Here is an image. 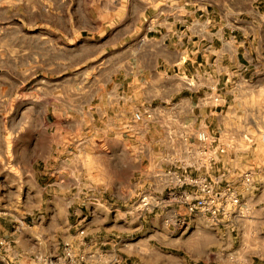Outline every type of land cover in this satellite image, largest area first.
<instances>
[{"label": "crops", "instance_id": "0c3cea01", "mask_svg": "<svg viewBox=\"0 0 264 264\" xmlns=\"http://www.w3.org/2000/svg\"><path fill=\"white\" fill-rule=\"evenodd\" d=\"M0 10V48L9 50L7 63L21 73L32 67L40 75L71 70L75 47L96 44L107 80L121 82L122 89L116 119L104 128L119 130L131 158L132 114L140 96L153 98L156 91L167 98L163 112H170L172 96L183 94L179 104L187 112L206 108L204 129L225 148L212 166L193 175L217 178L216 190L231 186L241 214L218 223L187 214L176 196L195 197V191L173 188L172 175L180 172L148 171L135 183L131 172L133 182L124 187L145 192L153 209L134 216L106 213L110 231L91 239L93 250L115 254L120 264H264V150L257 156L248 148L255 142L251 129L264 130V0H0ZM62 49L66 55H59ZM207 96L219 103L205 106ZM189 139L185 134L186 153ZM252 162L258 165H245ZM246 173L252 174L249 184ZM13 253L0 248V260L11 262Z\"/></svg>", "mask_w": 264, "mask_h": 264}, {"label": "rangeland", "instance_id": "374dc122", "mask_svg": "<svg viewBox=\"0 0 264 264\" xmlns=\"http://www.w3.org/2000/svg\"><path fill=\"white\" fill-rule=\"evenodd\" d=\"M240 6L244 8V3ZM74 50L71 70L40 75L33 67L26 74L15 70L4 57L9 50L0 48V227L5 234L0 237L6 242L12 239L6 248L14 252L13 262L6 259L0 264H20L21 258H30L19 248L51 255L64 242L78 247L82 241L86 251L99 253L101 248L93 250L91 239L98 241L110 231L106 213L142 212L139 199L147 194L124 187L133 182L131 172L134 183L138 174L148 171L193 175V167L203 164L197 135L216 137L204 129L210 121L205 118L206 108L187 112L179 104L186 99L183 94L172 96L170 112H163L167 98L156 91L153 98H138L140 107L134 113L150 111L152 120L133 122L131 158L119 130L104 128L106 120L116 119L114 104L121 82L107 80L104 56L96 44ZM66 52L62 49L59 55ZM214 98L218 97L207 96L203 103L217 105L219 98L217 103ZM185 134L190 136L188 153ZM262 136L263 129L249 132L255 142H249L248 148L256 149L257 156L264 150ZM252 164L258 162L245 165Z\"/></svg>", "mask_w": 264, "mask_h": 264}, {"label": "built area", "instance_id": "2783aa9c", "mask_svg": "<svg viewBox=\"0 0 264 264\" xmlns=\"http://www.w3.org/2000/svg\"><path fill=\"white\" fill-rule=\"evenodd\" d=\"M214 102L217 103L218 98H214ZM132 120L134 123L150 122L152 120V112L147 110L135 112ZM261 139L264 141V136ZM197 141L201 146L198 156L203 161V164L197 168L193 167L196 171L207 166H212L218 156L223 154L225 150L224 146H219L217 137L209 138L204 133H200L197 135ZM172 177L171 183H173V187H186L195 191V197L187 192L180 193L176 196V202L184 207L187 214L203 215L212 223H218L221 219L239 213L240 200L238 196L229 185L224 186L220 190H216L215 186L219 183L217 178L211 180L207 176L179 173L172 175ZM220 177L222 178L223 175ZM242 177L244 182L249 184L252 179V174L246 173ZM170 192L172 191L170 190ZM172 196L174 197V195ZM138 208L142 211L153 209L147 195L139 199ZM80 235L78 236L82 239L83 237ZM6 245L7 242L4 239H0V248L6 247ZM86 247V244L82 241H80L78 247L70 242H64L59 245L54 254H35L30 256L29 259L33 264H120V259L115 254H107L103 250L99 253L91 250L86 251Z\"/></svg>", "mask_w": 264, "mask_h": 264}]
</instances>
